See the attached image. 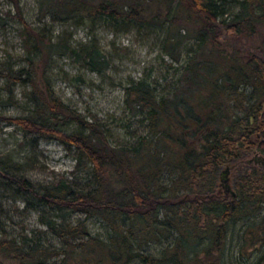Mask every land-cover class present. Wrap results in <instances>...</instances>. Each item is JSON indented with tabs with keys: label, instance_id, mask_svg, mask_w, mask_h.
<instances>
[{
	"label": "trees",
	"instance_id": "trees-1",
	"mask_svg": "<svg viewBox=\"0 0 264 264\" xmlns=\"http://www.w3.org/2000/svg\"><path fill=\"white\" fill-rule=\"evenodd\" d=\"M8 1L24 55L0 59V105L18 104L17 83L28 105L0 111L21 135L0 151V264H264V0H37V23ZM73 26L90 39L72 43ZM99 26L134 28L158 50L122 86L121 114H107L122 138L65 101L50 74L65 54L108 68ZM42 138L75 163L35 183L26 172ZM17 200L36 222L8 231Z\"/></svg>",
	"mask_w": 264,
	"mask_h": 264
},
{
	"label": "rangeland",
	"instance_id": "rangeland-1",
	"mask_svg": "<svg viewBox=\"0 0 264 264\" xmlns=\"http://www.w3.org/2000/svg\"><path fill=\"white\" fill-rule=\"evenodd\" d=\"M20 2L27 19L37 23V0H20ZM11 7L8 0H0V59L10 58L16 64H21L24 49L18 33L19 23L5 13ZM60 28L59 23H53V35H56ZM71 29L72 43L87 42L91 37L86 27L73 26ZM94 34L99 38V43L110 60L108 68L98 72L85 67L81 58L65 54L54 58L50 74L58 94L65 101L76 106L87 117H93L94 114L104 118L110 125L114 138L126 137L128 133L125 134V128L120 125L121 120L111 121L107 114L111 112L121 114L122 86L130 77L140 76L149 62H156L155 55L158 50L151 37L140 36L134 28L126 33L114 34L109 29L99 26ZM234 36L233 33L228 32L229 39L233 37V40ZM255 37L253 40L256 43L258 40L256 41ZM237 41L244 42L242 44L244 47L248 44L252 47L253 44L248 42V39H243L241 35ZM14 89L18 104L0 105V111L3 113L20 114L28 105L26 98L22 96V85L17 83ZM132 127H136V123ZM20 140V131L14 124L0 120V151H15L19 148ZM38 148L41 153L38 162L26 172L35 183L54 180L62 174H67L74 167L73 151L64 144L54 139L42 138L38 142ZM22 206L21 200H17L15 204L5 205L11 210L9 219H4L8 231L16 232L22 225L32 226L36 222L35 213L19 211ZM16 207L19 210L12 209ZM79 216L73 215L74 218ZM89 224L92 231L103 230L98 228L94 220H91Z\"/></svg>",
	"mask_w": 264,
	"mask_h": 264
},
{
	"label": "water",
	"instance_id": "water-1",
	"mask_svg": "<svg viewBox=\"0 0 264 264\" xmlns=\"http://www.w3.org/2000/svg\"><path fill=\"white\" fill-rule=\"evenodd\" d=\"M225 170L227 171V169H225ZM225 181H226V180H225ZM232 194H234L233 191H232Z\"/></svg>",
	"mask_w": 264,
	"mask_h": 264
}]
</instances>
